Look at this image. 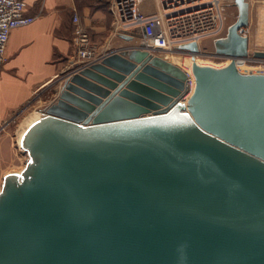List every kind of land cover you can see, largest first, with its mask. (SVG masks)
I'll list each match as a JSON object with an SVG mask.
<instances>
[{
	"label": "water",
	"instance_id": "95a60500",
	"mask_svg": "<svg viewBox=\"0 0 264 264\" xmlns=\"http://www.w3.org/2000/svg\"><path fill=\"white\" fill-rule=\"evenodd\" d=\"M234 4L214 42L231 62H193L191 94L141 47L61 76L17 131L28 160L3 178L0 264H264V74L236 68L249 5Z\"/></svg>",
	"mask_w": 264,
	"mask_h": 264
},
{
	"label": "crops",
	"instance_id": "0c3cea01",
	"mask_svg": "<svg viewBox=\"0 0 264 264\" xmlns=\"http://www.w3.org/2000/svg\"><path fill=\"white\" fill-rule=\"evenodd\" d=\"M150 1L141 4L146 14L157 10L156 5L155 8L149 6ZM110 2L25 0L26 13L34 16L35 20L12 30L9 37L4 65L0 70V127L7 123L6 128L11 126L40 95L50 98L44 101L40 110L55 102L63 84L61 76L79 63L74 45V15L90 34L95 59L133 48V44L138 47L142 40L140 32H133V39L127 41L109 10ZM9 134L6 130L5 135Z\"/></svg>",
	"mask_w": 264,
	"mask_h": 264
},
{
	"label": "built area",
	"instance_id": "2783aa9c",
	"mask_svg": "<svg viewBox=\"0 0 264 264\" xmlns=\"http://www.w3.org/2000/svg\"><path fill=\"white\" fill-rule=\"evenodd\" d=\"M143 0H111L109 10L115 18L119 31L132 35L141 34L138 47L156 55L161 51L172 52L177 46L196 43L206 39L213 43L226 34V14L223 0H155L157 10L146 14L141 9ZM25 0H0V70L5 61L6 47L12 30L34 22L35 17L27 15ZM74 45L79 67L88 66L95 59V47L90 34L80 25L78 16H73ZM239 33L245 36L243 28ZM184 55L189 54L184 51ZM226 58V57H225ZM100 59V58H99ZM241 64L259 62L256 74H264V59L253 55L238 58ZM236 63V59H235ZM77 68H74L75 71ZM190 94L195 85L188 74ZM8 123L0 127V133Z\"/></svg>",
	"mask_w": 264,
	"mask_h": 264
},
{
	"label": "rangeland",
	"instance_id": "374dc122",
	"mask_svg": "<svg viewBox=\"0 0 264 264\" xmlns=\"http://www.w3.org/2000/svg\"><path fill=\"white\" fill-rule=\"evenodd\" d=\"M144 1L146 0H143V2ZM247 2L249 5L248 24L243 28V34L248 38V56H251L256 51L264 52V0H247ZM223 3L225 6L227 27L236 20L238 16V9L234 4V0H223ZM149 6L155 8V0H151L149 2ZM133 47H135L134 44ZM173 54L191 58L190 54L184 55L174 51H161L156 53L157 56H160L167 61H169L170 56ZM195 59H198V61L200 60L207 62L208 65L215 68L224 65L226 63L225 61L227 60L225 57L215 53L214 43L210 39H206L200 44L199 53L196 55ZM259 65V62H245V69L240 71L245 73H255L258 70L256 67ZM50 93L51 92L49 91V94ZM49 100L50 98H47L45 95H40L38 98L34 99L28 110L13 124H11V126L0 133V191L3 178L9 173L20 174L22 170H24L28 160L26 151L20 147L17 141L18 128L30 113L35 110H38L40 113L39 108L44 106V101L47 102ZM6 130H9V136L5 135Z\"/></svg>",
	"mask_w": 264,
	"mask_h": 264
},
{
	"label": "bare ground",
	"instance_id": "6f19581e",
	"mask_svg": "<svg viewBox=\"0 0 264 264\" xmlns=\"http://www.w3.org/2000/svg\"><path fill=\"white\" fill-rule=\"evenodd\" d=\"M233 24V23H232ZM231 25V24H230ZM229 25V26H230ZM229 26H227V28H226V34H227V31H228V27ZM226 34H225V36L223 37V38H225L226 37ZM200 46V45H199ZM178 53V52H177ZM198 53H199V51H198ZM190 56H191V58L190 57H184V56H180V55H178V54H173L172 56H170V59H169V62H171V63H173V64H175L176 66H178V67H180L184 72H186L187 74H189V76H191L192 78H193V74H192V70H191V68H192V63L193 62H196L198 65H200V66H210V65H208L207 64V62H204V61H198V59H195V57H196V55H192V54H190ZM227 60L225 61L226 63L224 64V65H222V66H219L218 68H222V67H225V66H227L228 64H230V62H231V59L230 58H226ZM212 67V66H211ZM215 68V67H214ZM236 68H237V70L240 72V73H243V74H245V72H242V71H240V70H244L245 69V66H244V64H241V62H240V60H237L236 59ZM252 69V68H251ZM248 73V72H247ZM251 73H254V72H251ZM193 88H194V86H192V88H191V90L193 91ZM190 95H188L187 97H186V99L189 97ZM40 111V113H41V110H39ZM36 113H39L38 111H36V112H32V113H30L29 115H28V117L25 119V120H27L29 117H31V116H33V115H35ZM18 141V140H17ZM18 144H19V141H18ZM20 145V144H19ZM8 175V174H7Z\"/></svg>",
	"mask_w": 264,
	"mask_h": 264
},
{
	"label": "trees",
	"instance_id": "16d2710c",
	"mask_svg": "<svg viewBox=\"0 0 264 264\" xmlns=\"http://www.w3.org/2000/svg\"><path fill=\"white\" fill-rule=\"evenodd\" d=\"M103 1H105V0H103Z\"/></svg>",
	"mask_w": 264,
	"mask_h": 264
}]
</instances>
